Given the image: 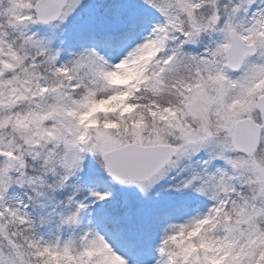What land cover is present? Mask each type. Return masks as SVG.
Segmentation results:
<instances>
[{
  "label": "snow or ice",
  "instance_id": "1",
  "mask_svg": "<svg viewBox=\"0 0 264 264\" xmlns=\"http://www.w3.org/2000/svg\"><path fill=\"white\" fill-rule=\"evenodd\" d=\"M0 264H264V0H0Z\"/></svg>",
  "mask_w": 264,
  "mask_h": 264
}]
</instances>
